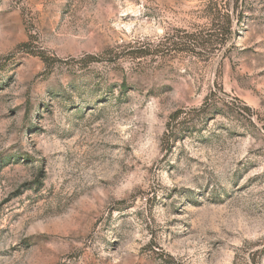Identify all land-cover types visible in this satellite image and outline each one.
Listing matches in <instances>:
<instances>
[{
    "label": "rangeland",
    "instance_id": "obj_1",
    "mask_svg": "<svg viewBox=\"0 0 264 264\" xmlns=\"http://www.w3.org/2000/svg\"><path fill=\"white\" fill-rule=\"evenodd\" d=\"M0 264H264V0H0Z\"/></svg>",
    "mask_w": 264,
    "mask_h": 264
},
{
    "label": "trees",
    "instance_id": "obj_2",
    "mask_svg": "<svg viewBox=\"0 0 264 264\" xmlns=\"http://www.w3.org/2000/svg\"><path fill=\"white\" fill-rule=\"evenodd\" d=\"M213 20H214V22H217V19H215V18H214ZM211 27L213 28V30H212V31H213V32H214V34H215V35H214V37H216V36L220 35V32H221V31H220V29H219V28H217V27H218L217 25H212ZM212 37H213V36H212ZM191 41H192V42H194L193 40H191ZM190 46H191V45H190ZM192 47H194V48H195V46H194L193 44H192Z\"/></svg>",
    "mask_w": 264,
    "mask_h": 264
}]
</instances>
